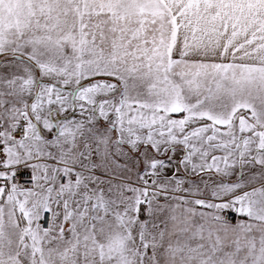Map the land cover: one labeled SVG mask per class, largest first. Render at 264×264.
<instances>
[{
    "label": "crops",
    "instance_id": "obj_1",
    "mask_svg": "<svg viewBox=\"0 0 264 264\" xmlns=\"http://www.w3.org/2000/svg\"><path fill=\"white\" fill-rule=\"evenodd\" d=\"M83 1L67 0L69 13L73 14L71 24L75 26L68 31L66 71L77 106L61 120L63 123L58 124L53 116L47 122L42 121L31 109L27 110V103L32 108L36 100V97L30 100L36 84L32 70L23 83L15 76L0 82V113L7 131H11L20 117H25L29 124L25 139L17 147L9 140L7 165H26L37 181V188L31 192L0 190V205L13 210L16 207L20 214L32 211V215L40 216L43 238L68 225L69 259H132V264H264V191L253 190L264 187V87L253 89L251 81L236 85L235 78L224 85L216 79L204 80L203 75L201 81L191 86L173 85L166 75L155 74L165 72L166 64L157 65L154 58L149 64L133 63L125 59L122 43L144 40L141 44H130L127 55L141 45L154 56V50L164 42L156 39L153 26L164 18L90 16L81 12ZM6 4L9 17L14 13L21 20L14 34L11 25L2 27L9 31L8 40L24 41L33 46L32 50L42 52L44 6L24 1L22 5ZM54 7L60 8L59 3ZM12 8L18 10L14 12ZM51 16L57 17L58 12H52ZM0 56L37 70L43 68V64L37 63L36 54L35 61L19 48L14 52L7 49ZM172 69L178 72L180 66ZM109 72H120L123 79H129L119 83L117 94L111 92H115L113 89L108 92L106 87L102 90V86L93 91L88 89L92 84L108 80ZM138 72L154 75L144 80ZM175 83L179 84L180 79ZM110 96L121 101L115 117L125 118L126 124L123 120L109 127L113 116L97 110L94 113L95 107ZM81 103L88 109L83 114L78 108ZM140 105L149 111L146 115L149 123H143L144 115L134 117L133 112ZM86 136V142L77 149L78 140ZM65 137L69 141L67 150L73 154L75 146L76 152H82L83 167H95V164L107 170L109 178L121 175L124 176L121 181H125L138 176L145 166L156 176L157 185L175 196L164 203L144 204L140 193L131 187L121 184L109 188L98 181L100 185L95 192L99 201L96 205H100L95 220L98 226H94L89 237H83V254L76 258L73 240L79 237L71 232H79L80 227L68 223L82 219L87 224L93 219L92 211L85 204L64 211L59 195L55 197L51 192L57 183L52 171L35 169L42 162L40 155ZM117 146L120 151L113 155ZM104 148L112 156L118 155L116 160L108 155L106 158ZM141 152H146V156H141ZM129 154L130 159H125ZM66 158L58 163L63 168L61 172L82 167L75 164V155L70 158L68 154ZM117 161L123 163L118 165ZM227 210L238 214L236 224L223 220ZM46 212L51 213L48 230L41 225ZM64 217H69L70 222L63 225ZM85 226L84 231L91 227Z\"/></svg>",
    "mask_w": 264,
    "mask_h": 264
},
{
    "label": "rangeland",
    "instance_id": "obj_2",
    "mask_svg": "<svg viewBox=\"0 0 264 264\" xmlns=\"http://www.w3.org/2000/svg\"><path fill=\"white\" fill-rule=\"evenodd\" d=\"M23 1L44 6L45 47L40 53L32 50L33 46L27 45L24 41L13 38L9 41V31L6 32L7 29H2L4 25L6 27L11 25L10 31L13 33L14 28H17L21 21L18 14L13 13L9 17L10 9L5 7L6 3L12 2V5L16 6L22 5ZM57 3H59L60 8L54 7ZM67 6V0H0V54L7 49L14 52L19 48L35 61L34 56L36 54L37 63L43 64L41 65L43 66L42 70H37L29 64L7 60L10 57L0 56V82L9 76H15L23 83L30 76L29 71L32 70L36 75V84L30 100L35 97L36 100L32 104V108L29 107V103H27L26 108L36 113L42 121L47 122L48 118L53 116L58 124L63 123L61 120L68 116L69 111H72L76 105L74 93L68 86L66 71L68 31L69 29L71 31V27L74 25L71 24L73 14L69 13L70 9ZM83 7L81 12L96 17L99 15H108V17L119 15L126 18L146 16L157 19L164 18L161 23L158 20L159 23L152 25L156 32V39H163L164 42L162 47H157L154 50V56L147 53L148 51L151 53V50L147 49V51L141 45L140 48H135L134 53L130 56L127 55L130 44L137 42L141 44L145 42L144 40H124L122 43L125 59L133 60V63L149 64L152 62L150 60L154 58L155 64H166L165 72H156L155 74L166 75L173 85L191 86L201 81L200 76L203 75L204 80L216 79L224 85L235 78L236 85L244 81H251L253 89L264 87V0H123L121 4H116L112 0H85ZM15 10L18 9L12 8V11L16 12ZM52 12H58V16H51ZM76 26L78 25L76 24ZM91 26L96 25L91 24ZM82 27L84 26L82 25ZM48 37L51 39L48 40ZM175 65L180 66L178 72L172 69ZM212 66L214 67L211 68ZM138 73L140 79L144 80L148 79V75L153 74L149 72ZM99 74L97 73V75ZM107 76L108 80L105 79L92 84L88 89L93 91L102 86V90H105L104 87H106L108 92L113 89L115 92H111L117 94L120 91L119 83L129 80L126 77L123 79L120 72H109ZM178 79H180L179 84L175 83ZM119 106H121L119 98L110 96L95 107L94 113L97 111L107 112L109 116H113L112 121L109 119V127L119 122L121 124L125 118L119 116L116 119L115 117L116 108ZM78 108L82 114L86 110L88 111L84 103L78 104ZM146 110L145 105L137 107L133 112L134 117L144 115L143 123H149L146 116L149 115V111ZM123 122L127 123L126 120ZM87 136L78 140L77 149L83 146ZM144 137L141 136V138ZM68 144L69 141L65 137L59 143L50 145L52 148L40 155L42 162L35 169L43 172L52 171L57 183H54L55 186L51 192L55 197L59 195L64 211L69 212L74 205L84 207V204L92 211L93 219L88 220L87 224L82 219H77L78 222L76 223L70 222L69 217H64L65 219L62 220L63 225L70 222L68 223L70 226L80 227L79 232H71V235L74 234L79 237L73 240L76 243L75 255L77 258L78 255L83 254V237L85 235L89 237L95 229L94 226H98L96 225L98 222L95 221L100 208V205H96L99 201L95 198V192L98 191L96 187L100 185L98 181L107 187L109 186V188H117L121 184L128 188L131 187L140 193L142 202L145 191L136 184H139L142 177L151 172H148L149 168L144 166L138 176L125 181H121L124 178L121 175L114 174L110 175L112 178H109L108 171L98 168L95 164L93 165L95 167H83L85 165L80 161L82 152H76L75 146H73L72 154L67 150ZM118 149H120L118 146L113 149V155L120 151ZM103 150L106 158L107 155L109 158L113 157L114 160L118 157V155L112 156L107 148ZM68 154L70 158L75 155V161H77L75 164L82 167L65 169L61 172L63 168L58 166V163L64 159L68 160L66 158ZM140 154L146 156V152ZM127 158L130 159V154L125 157V159ZM117 163L119 165L123 161H117ZM88 171L93 173L90 174ZM100 174L102 178H99ZM74 175H77L78 178H75ZM117 179L121 183L116 181ZM155 184L158 186L157 178ZM243 186H248V184ZM32 190L25 191L31 192ZM253 190L264 191V187L260 186V188ZM85 225L88 227L91 225V227L84 231ZM10 227L12 230L7 231ZM68 233L69 229L66 225L64 230H56L52 235L49 234L51 236L43 238V231L40 229V216L32 215V211L29 214H20L16 207L13 210L11 207H4L1 204L0 264H132V259H69Z\"/></svg>",
    "mask_w": 264,
    "mask_h": 264
},
{
    "label": "built area",
    "instance_id": "obj_3",
    "mask_svg": "<svg viewBox=\"0 0 264 264\" xmlns=\"http://www.w3.org/2000/svg\"><path fill=\"white\" fill-rule=\"evenodd\" d=\"M28 120L21 117L13 125L10 132L7 131L6 123L0 113V190H32L37 186V181L33 172L26 165L17 163L7 165V155L9 152V140L17 147L26 137L28 132ZM156 176L152 173L142 177L141 182L136 184L144 189L142 202L164 203L175 196V193L162 189L155 184ZM223 220L230 224H236L238 214L234 210H227L223 213ZM42 228L48 230L51 225V214L44 213L41 222Z\"/></svg>",
    "mask_w": 264,
    "mask_h": 264
}]
</instances>
